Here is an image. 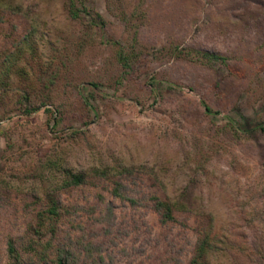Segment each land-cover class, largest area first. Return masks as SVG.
Here are the masks:
<instances>
[{
  "label": "rangeland",
  "instance_id": "1",
  "mask_svg": "<svg viewBox=\"0 0 264 264\" xmlns=\"http://www.w3.org/2000/svg\"><path fill=\"white\" fill-rule=\"evenodd\" d=\"M75 2L77 20L69 0H0V67L19 66L0 87V264H30L51 198L40 241L81 264H192L205 229L223 239L209 264H264V0ZM63 170L86 182L59 190ZM159 201L188 209L164 223Z\"/></svg>",
  "mask_w": 264,
  "mask_h": 264
},
{
  "label": "trees",
  "instance_id": "2",
  "mask_svg": "<svg viewBox=\"0 0 264 264\" xmlns=\"http://www.w3.org/2000/svg\"><path fill=\"white\" fill-rule=\"evenodd\" d=\"M69 11L73 19L77 20L80 19L82 16V13L87 12V8H79L75 2V0H69ZM99 18L100 16L97 15ZM97 19V18H94ZM29 48H32L34 46V43L28 44ZM180 47H171V54L174 55L176 58H187L192 61H196L202 65H211L215 63H222L226 64L228 59L217 53L212 51H202V50H193V49H184L183 51H179ZM10 61H8L7 64H5L4 69L1 70L0 67V87L6 89L10 85L9 81H5V79H2L1 77L7 76L11 73H14L15 69H17L19 66L16 62V59L11 58ZM129 58L128 55H121L120 61L123 62L125 67H131V65L128 62ZM10 65V69H7V66ZM28 71V70H27ZM93 86H96L93 84ZM206 112L208 114H214L218 112H213L212 108L208 106L207 104H204ZM36 108L32 107H26V114L32 115L34 112H36ZM263 131L264 132V126L254 128L252 131ZM108 170H96L94 173L95 175H106ZM63 182L57 184L59 186V190L63 188H74L79 187L83 185L86 182V175L85 174H76L72 170H63ZM49 207L44 208L42 211H40L37 215L35 223L31 226V233L33 236L38 237V240L32 238L31 236L24 244V251L23 254H31L33 253V257L30 258V264H35L37 259L40 262L48 263L50 259L56 261L57 264H81L80 259L78 258L80 251H75L73 248L59 245L57 248L52 244V242H43L40 241L45 235H51L54 236L58 229V221L62 217V213L60 210V205L57 202V200H54V198L50 199ZM185 206L182 208L176 207L173 203H165L163 201L157 202L155 208L160 213L161 219L164 223H167L168 221L174 220L173 212L174 209H188V205L184 204ZM176 207V208H175ZM186 207V208H185ZM202 236L200 238V241L198 243V247L196 250V256L192 260V264H209L208 259L215 253H218L219 250H224L220 248V243H223V239L219 237V235L212 232V229H205L202 232ZM55 249L56 252V258H51L50 251ZM20 249L16 248V245L13 241L9 243V252L14 258V260L17 263H21V257L18 255L20 253ZM89 252V251H88ZM89 254V253H88ZM89 255H92L91 253ZM103 259V258H101ZM35 261V262H34ZM94 264V263H91Z\"/></svg>",
  "mask_w": 264,
  "mask_h": 264
}]
</instances>
